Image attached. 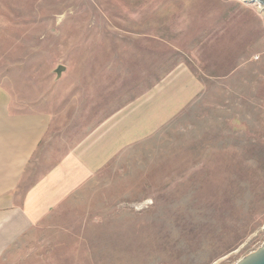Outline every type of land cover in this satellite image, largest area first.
Masks as SVG:
<instances>
[{
	"label": "rangeland",
	"instance_id": "374dc122",
	"mask_svg": "<svg viewBox=\"0 0 264 264\" xmlns=\"http://www.w3.org/2000/svg\"><path fill=\"white\" fill-rule=\"evenodd\" d=\"M59 66L66 70L57 79ZM192 77L203 85L194 101L116 153L2 264H237L257 251L264 243V7L0 0L1 97L16 114L48 120L19 199L67 153L108 135L135 109L127 127L138 131L150 92ZM160 98H153L159 106Z\"/></svg>",
	"mask_w": 264,
	"mask_h": 264
},
{
	"label": "crops",
	"instance_id": "0c3cea01",
	"mask_svg": "<svg viewBox=\"0 0 264 264\" xmlns=\"http://www.w3.org/2000/svg\"><path fill=\"white\" fill-rule=\"evenodd\" d=\"M173 86L180 91L167 88L160 93L157 89L150 92L141 108L145 125H139L138 131L135 126L127 127L128 122L136 118L138 109H135L120 122L113 123L108 135L97 137V142L85 149L77 148L67 153L20 199L17 191L26 169L41 150L48 133V120L43 116L10 111L8 99L0 93V264L5 262L21 237L106 167L116 153L175 118L203 90V85L193 77L189 82ZM157 95L161 101L166 98L160 106L153 100Z\"/></svg>",
	"mask_w": 264,
	"mask_h": 264
},
{
	"label": "water",
	"instance_id": "95a60500",
	"mask_svg": "<svg viewBox=\"0 0 264 264\" xmlns=\"http://www.w3.org/2000/svg\"><path fill=\"white\" fill-rule=\"evenodd\" d=\"M252 2H256L264 7V0H252ZM65 70V66L58 67L55 71L57 79L61 78L62 73L65 72ZM237 264H264V243L257 251L250 253L248 256L241 259Z\"/></svg>",
	"mask_w": 264,
	"mask_h": 264
}]
</instances>
